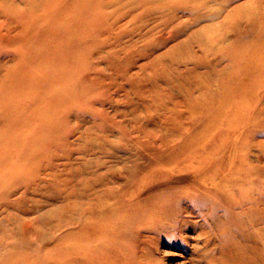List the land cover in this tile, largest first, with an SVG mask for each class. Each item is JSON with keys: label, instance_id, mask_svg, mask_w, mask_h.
Instances as JSON below:
<instances>
[{"label": "rangeland", "instance_id": "obj_1", "mask_svg": "<svg viewBox=\"0 0 264 264\" xmlns=\"http://www.w3.org/2000/svg\"><path fill=\"white\" fill-rule=\"evenodd\" d=\"M0 264H264V0H0Z\"/></svg>", "mask_w": 264, "mask_h": 264}, {"label": "bare ground", "instance_id": "obj_2", "mask_svg": "<svg viewBox=\"0 0 264 264\" xmlns=\"http://www.w3.org/2000/svg\"><path fill=\"white\" fill-rule=\"evenodd\" d=\"M157 198H160V196L158 195ZM258 261V260H257Z\"/></svg>", "mask_w": 264, "mask_h": 264}]
</instances>
